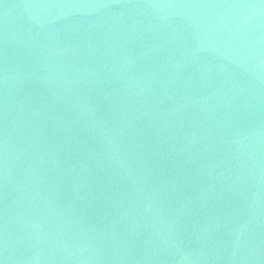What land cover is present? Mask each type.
Returning a JSON list of instances; mask_svg holds the SVG:
<instances>
[{"label": "water", "instance_id": "obj_1", "mask_svg": "<svg viewBox=\"0 0 264 264\" xmlns=\"http://www.w3.org/2000/svg\"><path fill=\"white\" fill-rule=\"evenodd\" d=\"M0 264H264V0H0Z\"/></svg>", "mask_w": 264, "mask_h": 264}]
</instances>
